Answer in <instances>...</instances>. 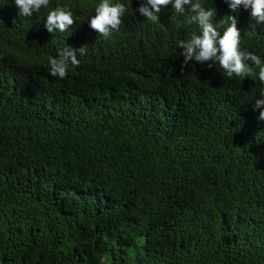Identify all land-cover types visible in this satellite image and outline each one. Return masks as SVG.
<instances>
[{"label":"trees","instance_id":"trees-1","mask_svg":"<svg viewBox=\"0 0 264 264\" xmlns=\"http://www.w3.org/2000/svg\"><path fill=\"white\" fill-rule=\"evenodd\" d=\"M130 2L104 38L89 26L101 0L31 17L0 0V264H264V84L195 60L181 71L191 14L150 22L142 0H111ZM202 3L221 34L237 16L241 50L264 60L250 9ZM65 5L76 23L49 32ZM85 44L65 79L49 74L58 48Z\"/></svg>","mask_w":264,"mask_h":264},{"label":"clouds","instance_id":"clouds-1","mask_svg":"<svg viewBox=\"0 0 264 264\" xmlns=\"http://www.w3.org/2000/svg\"><path fill=\"white\" fill-rule=\"evenodd\" d=\"M14 3L23 17H31L49 6V0H14ZM225 3L233 12L250 9L251 18L258 23H264V0H225ZM169 6L176 13H190V21L199 26L198 33L192 32L188 38L177 41V47L182 49L180 55L183 56L181 71L195 60L200 64H207L208 68L219 65L228 77L235 76L244 80L248 77L256 79L258 75V80L264 84V60L253 51L241 50L242 35L237 27V16L227 17V27L221 34L224 20L215 22V8L206 7L202 0H142L136 11L146 20L155 22L159 19L158 14ZM129 7L131 2L125 4L101 0L95 7V14L90 18V28L104 38L111 37L114 31H119ZM75 23L72 11L65 5L48 12L45 26L49 32H66ZM86 54V44L79 48L68 45L58 48L57 55L48 59L49 74L65 79L70 67L80 65L78 56L83 57ZM254 101L252 110H259L258 119L264 121V89L260 90L259 98Z\"/></svg>","mask_w":264,"mask_h":264},{"label":"rangeland","instance_id":"rangeland-1","mask_svg":"<svg viewBox=\"0 0 264 264\" xmlns=\"http://www.w3.org/2000/svg\"><path fill=\"white\" fill-rule=\"evenodd\" d=\"M11 86H13V85H11Z\"/></svg>","mask_w":264,"mask_h":264}]
</instances>
